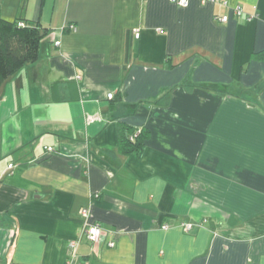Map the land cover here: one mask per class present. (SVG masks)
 I'll return each mask as SVG.
<instances>
[{
  "label": "crops",
  "instance_id": "obj_1",
  "mask_svg": "<svg viewBox=\"0 0 264 264\" xmlns=\"http://www.w3.org/2000/svg\"><path fill=\"white\" fill-rule=\"evenodd\" d=\"M0 18L48 30L0 85V264H264V0H0Z\"/></svg>",
  "mask_w": 264,
  "mask_h": 264
},
{
  "label": "trees",
  "instance_id": "obj_2",
  "mask_svg": "<svg viewBox=\"0 0 264 264\" xmlns=\"http://www.w3.org/2000/svg\"><path fill=\"white\" fill-rule=\"evenodd\" d=\"M48 30L39 23H28L23 19L7 21L0 18V85L8 77L28 64L36 62L40 55V44ZM146 131H134L127 141L130 148H139ZM133 141V142H132ZM122 142V143H121ZM125 150L124 141H120ZM142 146V145H141Z\"/></svg>",
  "mask_w": 264,
  "mask_h": 264
},
{
  "label": "built area",
  "instance_id": "obj_3",
  "mask_svg": "<svg viewBox=\"0 0 264 264\" xmlns=\"http://www.w3.org/2000/svg\"><path fill=\"white\" fill-rule=\"evenodd\" d=\"M169 1L179 5L181 7H186L189 4V0H169ZM234 14L236 16H242L243 13H242V11L239 8H234ZM216 18L219 21H222V22H226L228 20L227 16H217ZM68 28H69V30H72V31L75 30V26L72 25V24H69ZM134 33H135V36L138 37L139 31L137 29L134 30ZM58 45H60V41L59 40H55L54 41V46H58ZM108 97L111 98L112 94H108ZM46 149L51 151L52 147H47ZM8 167L11 168L12 165L9 164ZM79 213L85 218L89 217V211L87 209L81 208V209H79ZM193 225L194 224H191V223H182L181 227L184 230L187 231V230L191 229ZM167 227H168L167 225L163 226V228H167ZM84 233L86 234L87 239H89L90 241L98 242L100 240L101 236H102L101 226L98 223L89 224L87 226V228L84 230ZM69 245H70V247H74L75 243L72 241V242H69ZM108 245L110 247H113L114 246V242L111 241V242L108 243Z\"/></svg>",
  "mask_w": 264,
  "mask_h": 264
}]
</instances>
